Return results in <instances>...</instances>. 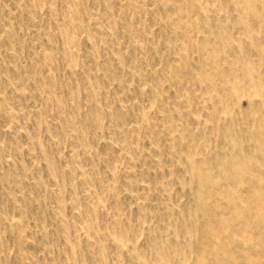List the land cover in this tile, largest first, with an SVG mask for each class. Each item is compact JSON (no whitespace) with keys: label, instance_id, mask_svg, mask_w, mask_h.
I'll return each instance as SVG.
<instances>
[{"label":"rangeland","instance_id":"1","mask_svg":"<svg viewBox=\"0 0 264 264\" xmlns=\"http://www.w3.org/2000/svg\"><path fill=\"white\" fill-rule=\"evenodd\" d=\"M0 264H264V0H0Z\"/></svg>","mask_w":264,"mask_h":264}]
</instances>
